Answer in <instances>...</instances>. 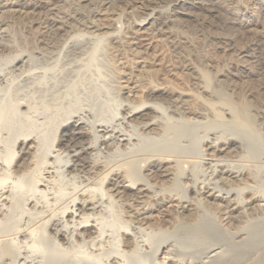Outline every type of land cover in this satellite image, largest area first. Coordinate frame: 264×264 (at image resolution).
<instances>
[{
    "label": "bare ground",
    "instance_id": "bare-ground-1",
    "mask_svg": "<svg viewBox=\"0 0 264 264\" xmlns=\"http://www.w3.org/2000/svg\"><path fill=\"white\" fill-rule=\"evenodd\" d=\"M67 1L0 0L1 56L7 65L19 70L16 67H22L29 55L25 47L26 50H18L10 41L9 30L1 22L5 14L26 22L27 32L34 35L35 49L48 53L65 44L73 59L85 54L76 41L68 42L72 38L68 37L70 29L78 28L74 24L81 23L85 33H95L89 39L107 36L111 60L130 71L124 75L125 81L117 83L118 94L125 96L120 103L121 125L98 126L102 133L97 137L100 152L109 147L128 152L140 146L141 138L160 143L161 147L144 148L143 154L129 163L112 167L85 161L83 156L95 150V145L85 148L82 143H73L66 167L77 173L88 169L93 177L89 189L83 188L55 210L62 222L48 236L51 246L61 248V239L66 243L71 239L101 243V213L117 203L125 220L120 240L115 244L104 242L102 247L108 264H120L117 252L135 248L141 243L136 236L151 234L153 229L164 235L157 241L150 264H264V184H260L264 181L260 177L264 174V152L248 155L255 145L241 153L230 148L233 143L244 146L250 141L252 131L245 129L244 103L249 104L250 115L258 119L264 130V0H97L96 10L88 15L72 9L64 12L60 4ZM73 1L86 0L68 2ZM167 5L170 11L161 12ZM115 12L134 14V19L123 25L122 36L114 34L120 27L116 30L110 24ZM173 26L189 30L190 35L176 34ZM104 29L111 31L96 34ZM198 45H205L208 50L204 54L193 53ZM211 76L214 84L225 83L227 93L238 102L236 107L224 95L216 96L209 89ZM184 85L196 91L190 93L183 89ZM226 124H232V128ZM84 126L77 119L62 129L72 127L70 142H74L88 134L76 131L85 130ZM191 137L203 139L201 145L198 143V157L184 152L192 143ZM20 143L18 156L25 162L34 148L29 143L34 141L24 138ZM177 145L183 151L172 152L170 147ZM195 158L198 161L194 162ZM207 171L206 176L200 175ZM45 174V179H51L50 173ZM109 175H114V180L105 188L103 180ZM40 179L36 180L35 190L38 185L48 186ZM235 183L238 185L233 186ZM7 193L0 191V214ZM31 204L35 211L41 209L38 212L46 221L53 219L49 207L45 210L37 202ZM173 218L179 220L178 236L189 252L170 250L168 242L175 238L162 229ZM29 225L18 233L24 240L30 234L33 237L40 226L33 221ZM90 233L95 236L86 240ZM3 259L2 264H32L27 256L13 260L5 255Z\"/></svg>",
    "mask_w": 264,
    "mask_h": 264
},
{
    "label": "rangeland",
    "instance_id": "rangeland-1",
    "mask_svg": "<svg viewBox=\"0 0 264 264\" xmlns=\"http://www.w3.org/2000/svg\"><path fill=\"white\" fill-rule=\"evenodd\" d=\"M68 1L60 4L64 12L72 9L83 15H88L98 4L97 0H86L78 3ZM167 11H170L168 5L161 9V12ZM113 15L110 24L116 30L118 26L120 27L114 34L122 36L123 25L127 20L134 19V14L115 12ZM3 18L5 19L3 20ZM3 18H1V22L4 21L2 24L5 23V27L9 30L10 41L15 42L18 50L21 47V51L27 49V52L29 50L27 52L29 55L23 60L22 67L18 65L16 69L19 70H15L11 65H7L8 62L4 60L5 57L1 56L2 53H0V57H2L0 58V191H8L7 201H4L0 214V255L2 256V258L0 256V264L4 262L5 255L10 256L12 259H20L23 256L30 257L32 264H108L105 256L107 253H104L102 247H105L106 242L115 244L120 240L121 226L125 220L124 213L117 203L109 205L101 213L103 219L100 217L101 220L98 225L101 243H90L77 239H73V241L71 239L66 243L61 239L62 247L59 250L54 248L55 246H51L53 242L48 240V236L54 234L55 229L62 222L60 215L55 214L58 208L63 206L61 204L64 201L73 199V196L83 188L84 190L89 189L90 184L88 183H90V178L93 177L90 172H87L88 169L84 170L83 173H77L66 167V163L72 155L69 154V149L73 143H82L85 148L90 147V144L95 145V150L91 149L89 154L83 156L85 161H99L112 167H119L121 164H127L126 162L129 163L137 155L143 154L142 150L144 148L161 147V145H158L160 143L155 144L153 140L150 142V140L141 138L140 146H134L128 152L110 147L106 148V151L100 152L102 150L99 147L97 137L102 133L99 132L98 126L105 125L112 128L121 125L123 112L120 103L125 96L118 94L117 83L125 81L124 75L130 69L123 66L120 68L111 60L107 36L101 39L100 36H98V39H89L93 38L92 36L95 33L94 35L88 32L85 33L86 30H82L81 23L74 24L79 31L76 28L70 29L71 33L68 37L72 36V38L68 42L76 41L77 47L84 50L85 54L80 59H73L65 44L48 53H46L47 51L35 49L34 35L27 32L26 22L13 17L11 14H5ZM103 23L108 24L109 22ZM172 29L181 36L190 35L189 30L178 28V26H173ZM110 31L104 29L96 32V34L109 33ZM32 48L37 51L35 52ZM207 50L208 48L205 45H198L194 47L193 53L204 54ZM4 63L6 64L3 65ZM210 82L211 84L208 87L216 93V96L223 97L224 95L236 107L238 102L227 93L223 87L224 82H219L220 85L214 84L216 82L214 76H211ZM184 86H182L183 89L185 88L190 93L196 91L189 88V85ZM199 95H202L200 96L202 98L207 97L205 94ZM158 105L161 108L164 107L160 103ZM248 107L249 104L244 103L247 114L244 118L246 121L245 129L247 128L249 132L252 131L250 141L246 142L245 147L233 143L230 148L235 152L237 151L236 153H241L240 151L247 150V148H252L255 145L253 147L254 151L252 148V152H248V155H253L254 152H264V130L258 119L250 115L251 112ZM77 119H81L86 126H84L85 130L76 131H86L89 135H83L74 142H70V136L73 132L72 127H70L71 129L69 127L64 128L65 130L62 128ZM168 123L172 124L170 121ZM75 125H78V123ZM226 125H231L232 128V124ZM225 129H230V127ZM24 138H31L34 143L29 144L35 148L31 149L25 162L18 156L20 142ZM198 138H195V140L192 137L189 138L190 142L192 139V143L188 146L189 148L187 147L184 150L185 153L198 157L200 145L203 141L200 137ZM60 140L62 141L60 142ZM170 150L178 153L180 150L183 151V148L177 145L170 147ZM196 159L193 161H198ZM199 169H201V166ZM45 172L50 173L51 179H45V175H47ZM207 173L208 171L205 173L200 172V175L205 174L206 176ZM260 177L263 178L264 174ZM40 178H43L44 185L48 186L45 188L38 185L37 190H35L36 180H41ZM107 179H104L102 184L105 188L110 187L114 175H109ZM262 183L264 184L263 179L260 184ZM235 185L238 184H233V186ZM198 186L204 187V184H198ZM189 194L192 195V193ZM4 196L6 197V194ZM114 199L117 198L114 197ZM31 201L41 204L45 207V210L50 208V211L54 213L53 219L46 221L48 219L45 220V217L38 212L41 209L35 211L31 208L32 204L29 205ZM125 210L128 209L125 208ZM31 221L36 222L37 227L39 224L40 226L33 237L30 234L29 238L24 240L18 233L28 229ZM250 222L249 224H251ZM100 223L102 224L100 225ZM46 224L48 225L46 226ZM179 225L178 218H173L162 229L163 231L167 230L171 233V237L175 238V241L171 239L172 242H168L170 243V250H173L174 253H177L176 251H188V246L185 247L180 240V236H178L181 232ZM151 227L157 228L156 225H151ZM176 227L179 229H175ZM153 230L151 234L142 233L137 235L136 237L140 238L141 243L135 248L131 247L123 250L125 252L120 249L117 252L120 259L119 263L150 264L155 257L153 250L157 241L164 235L162 232L161 235L157 230ZM94 236L93 233H90L86 240ZM41 260L43 261L40 263Z\"/></svg>",
    "mask_w": 264,
    "mask_h": 264
}]
</instances>
